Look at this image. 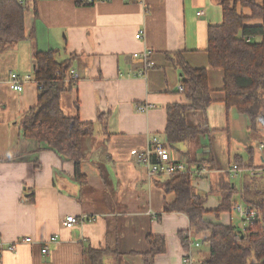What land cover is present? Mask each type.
<instances>
[{
    "label": "crops",
    "instance_id": "0c3cea01",
    "mask_svg": "<svg viewBox=\"0 0 264 264\" xmlns=\"http://www.w3.org/2000/svg\"><path fill=\"white\" fill-rule=\"evenodd\" d=\"M21 1L26 7L25 37L0 49L3 264H84L87 248L107 251L102 264H145L142 253L149 250V234L164 237L166 244L151 264H184L179 233L188 229V218L164 212V204L175 198L162 188L168 177L148 180L142 159L130 153L143 152L151 135L165 136L168 106L190 104L178 90L182 62L206 70L212 103L186 113V125L196 132L168 144V155L188 169L202 170L190 184L206 195L203 219L240 230L243 221L233 205L239 196L245 204L242 186L254 200L264 189V107L256 126L248 115L226 107L223 70L210 66L207 53L208 27L222 23L218 0H108L88 5L73 0ZM252 1L264 7V0ZM237 9L251 16L250 8L240 4ZM261 24L260 18L246 22ZM48 50L79 77L61 92V110L82 123H94L92 135L82 143L81 182L74 177L71 161L22 134V115L38 102L34 81L24 83L21 92L7 85L10 71L34 77L33 54ZM145 50L154 66L138 75L143 64L132 54ZM144 104L151 107L138 110ZM233 165L238 169L232 171ZM229 185L236 190L235 202L216 217ZM66 215L94 220L65 228ZM53 235L58 240L48 243L43 254L41 249ZM22 237L32 242L7 250ZM207 252L203 245L194 248L193 256L199 262Z\"/></svg>",
    "mask_w": 264,
    "mask_h": 264
},
{
    "label": "trees",
    "instance_id": "16d2710c",
    "mask_svg": "<svg viewBox=\"0 0 264 264\" xmlns=\"http://www.w3.org/2000/svg\"><path fill=\"white\" fill-rule=\"evenodd\" d=\"M77 5H88L86 0H73ZM222 9V23L211 25L207 30V53L210 66L223 70V91L226 107L235 108L250 118L252 126L264 107V7L252 0H218ZM251 10L247 17L237 9L238 5ZM26 7L18 0H0V49L24 39V13ZM35 9V13H36ZM260 18L261 25L248 26L246 22ZM250 37V42L246 38ZM255 37H259L257 40ZM34 78L40 84L38 102L28 109L21 118L20 127L24 137L42 143L63 160L74 164V177L83 181L81 171L83 160L82 140L92 135L94 123H82L77 117H69L60 108V94L67 90L66 82L70 66L57 62L55 51H36ZM181 85L190 104H175L167 107L165 136L169 145L193 135L196 130L186 125L185 115L190 111L205 110L211 103L210 89L205 69H194L180 64ZM104 121L102 117L98 118ZM40 168V163H35ZM166 193L175 195L172 203L164 204V212L182 213L188 218L189 227L181 231L180 239L186 251L188 237L207 245V257L198 264H264V189L257 200L250 199L248 187L242 186L244 205L253 210L256 220L245 232L229 225L203 219L206 195L196 192L190 184L187 173L168 177L162 183ZM236 190L228 187L222 204L215 210L216 217L231 210ZM149 250L142 253L145 264L166 249L165 239L159 235L146 237ZM104 249L84 250L86 263L101 264ZM251 263V261H253Z\"/></svg>",
    "mask_w": 264,
    "mask_h": 264
},
{
    "label": "built area",
    "instance_id": "2783aa9c",
    "mask_svg": "<svg viewBox=\"0 0 264 264\" xmlns=\"http://www.w3.org/2000/svg\"><path fill=\"white\" fill-rule=\"evenodd\" d=\"M108 0H86L88 4H94L96 2H105ZM19 3H22L19 0ZM142 32L139 31L137 33V38L141 37ZM252 39L250 37L246 38L247 42H250ZM150 54L149 50L142 51L141 53H133L132 58L135 62H139L143 64L142 71L139 72L138 75H144L145 72L151 69L154 65L152 61L148 60V56ZM77 72L69 68L67 71L66 82L75 83L78 80ZM34 81L37 86V89L40 88V84L35 80V78L31 75H19L16 72L10 71L8 74L7 85L8 88L15 92H21L23 90L24 83ZM180 92L184 91L182 85L178 87ZM151 105L144 104L139 105L138 110L146 111ZM168 143L165 136L161 135H151L148 138V143L146 148L143 152L139 153L138 150L133 149L130 151L131 155H138L144 164L146 177L148 180H152L158 176H166L172 177L177 174L187 173L190 178L194 176V174L199 173L201 174L202 170L198 167L196 170L188 169L186 166L178 161H173L170 159L168 152ZM232 171L237 170V165L232 166ZM233 209L236 210L243 221V227L241 231L245 232L248 226L256 220V214L253 210L248 209L243 203L241 202V198L239 196V201L233 205ZM94 218H88L86 216H74V215H66L62 221V224L65 228H72L75 225L83 224L85 221H93ZM58 240V235L51 236L48 241L44 244V247L41 249L43 254L48 252V243H55ZM188 248L185 251L183 256V262L185 264H198L196 259L193 256L194 248H198L201 246L200 241H192L190 236L188 237ZM32 242V238L30 237H22L10 243L7 247L8 251H14L18 247L19 244L22 243H30ZM3 242L0 240V264H3V252H2Z\"/></svg>",
    "mask_w": 264,
    "mask_h": 264
},
{
    "label": "rangeland",
    "instance_id": "374dc122",
    "mask_svg": "<svg viewBox=\"0 0 264 264\" xmlns=\"http://www.w3.org/2000/svg\"><path fill=\"white\" fill-rule=\"evenodd\" d=\"M262 97H263V100H264V92H263V95H262ZM83 141L84 140H82V143H83ZM257 196V195H256ZM185 254V253H184ZM207 257V254H204V255H201V257H199V259L198 260H203V259H205ZM252 262H254V260L253 261H251V263ZM87 264H88V261H87ZM101 264H102V261H101ZM185 264V263H184Z\"/></svg>",
    "mask_w": 264,
    "mask_h": 264
}]
</instances>
